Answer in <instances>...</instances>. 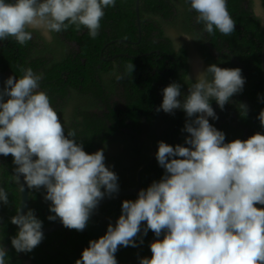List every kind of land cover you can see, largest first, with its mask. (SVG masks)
<instances>
[{
    "label": "clouds",
    "instance_id": "9594fccd",
    "mask_svg": "<svg viewBox=\"0 0 264 264\" xmlns=\"http://www.w3.org/2000/svg\"><path fill=\"white\" fill-rule=\"evenodd\" d=\"M188 2L209 35L218 30L228 36L236 30L227 0ZM115 4L116 0H0V41L11 37L25 45L32 39L29 29L51 40V33L73 26L76 31L87 29L95 39L104 9ZM176 37L173 34L181 48ZM134 68L127 64L126 74L132 76ZM20 72L0 88V155L12 156V181L22 192L25 185L29 190L45 189L44 200L51 202L49 211L54 213L49 221L59 219L65 228L82 232L100 202L119 192L118 176L106 166L103 148L88 153L75 139L74 129L65 133L48 94L39 90L43 74L23 66ZM124 78L116 76L118 81ZM245 82L240 68L211 64L197 73L183 99L180 83L162 90L156 111L173 114L180 109L186 114L187 146L158 142L155 157L164 175L141 189L135 200H123L115 225L109 223L103 236L90 240L75 264H118L119 248L137 247V238L149 231L157 239L149 245L151 257L140 258L139 264H264V134L225 142V133L209 122L219 119L211 102L223 110ZM239 109L246 117L247 105L240 103ZM258 120L264 127V109ZM0 203L9 204L3 187ZM10 221L18 226L11 238L16 252H32L43 241V222L33 209L24 213L18 208ZM7 256L0 243V264H7Z\"/></svg>",
    "mask_w": 264,
    "mask_h": 264
},
{
    "label": "trees",
    "instance_id": "16d2710c",
    "mask_svg": "<svg viewBox=\"0 0 264 264\" xmlns=\"http://www.w3.org/2000/svg\"><path fill=\"white\" fill-rule=\"evenodd\" d=\"M262 1L264 4V0ZM135 4L136 0H116L115 7L105 8L99 34L95 39L88 35L85 28L76 31L73 26L60 32L65 33L68 40L76 42L80 47V52L71 54L64 63L62 62L58 67L43 74L40 91L48 94L51 104L58 105L57 101L66 98L69 91L74 94L84 92L89 87L88 85L96 84L95 76L98 74L102 76L103 73H111L117 69L122 72L125 78H135L134 94L131 95L127 91V98L130 96L131 106L135 108V111H142L145 110V101H150V108L146 110L148 112L144 113L148 115L149 120H153L156 117L154 109L159 107V102L153 92L152 84L167 79L165 82L168 85L171 82H177L183 88L186 86L184 80L186 79L187 52L183 49L179 53L173 40L164 37V26H167L170 29H179L178 31L181 30L191 36L195 43L204 49H202V55L207 60L208 66L216 64L222 68L238 67L242 70L246 81L243 91L234 95L223 110L214 100L211 102L212 107L216 112L223 111L225 115L232 118L231 123L246 129L247 138L257 132L264 134V127H261L258 120L260 111L264 109V81L262 77L264 21L253 12L252 0H227L228 11L236 22V30L228 36L222 35L218 30L214 35L205 32L204 25L196 22L197 13L194 10H189L188 0H141L139 4L141 40ZM143 8L148 10L147 13H150L149 19H144L143 16L147 13H144ZM126 16L127 18H125ZM31 48L30 41L25 45L19 44L11 37L0 41V71L19 78L22 75L20 66H23L24 68L31 67L37 73L38 68L43 64H36L32 60ZM117 55H119L115 61L117 66H114L111 61L107 63V60ZM129 63H133L135 66L132 76L126 74V65ZM145 78L151 80V83H148L151 88L143 93L138 88ZM3 86L0 84V88ZM240 103H244L248 107L246 117H242L240 114ZM129 110L130 107L127 112ZM110 111L112 115H115L112 109ZM107 118L112 125L119 122L118 118ZM131 119L136 118L132 117ZM172 119H176V116L174 115ZM127 120L128 117L123 118L119 124L128 126ZM185 122L181 126H177L175 122L170 125L168 141L173 130L177 141V135L184 132ZM86 126L90 130L91 127L97 126V123H87ZM85 132H76L77 142L85 141L83 138ZM183 134L185 141L188 134L186 132ZM83 146L86 152L93 153L101 145ZM150 160L151 162H149ZM143 166H146L141 172L143 189L150 186L153 181H159L164 175V169L158 165L155 157H148L146 160L136 163L131 169L134 179H127L119 184V191L137 185L136 174ZM14 168L12 156L5 157L4 165L0 166V187H3L8 193L9 204L0 203V243H3L8 251L7 264H75V261L81 258L82 251L89 246L90 240L103 236L109 223L115 225L121 215L122 201L137 198L128 196L110 201L91 216L84 231L78 232L64 227L44 236L43 241L32 252L18 253L11 244V238L17 234L18 229L11 223L10 218L20 208L21 200L20 188L12 181ZM44 195L45 189H32L28 203V207L33 209L37 218L43 222L42 228L59 222V219L48 220V216L54 215V213L49 211L51 202L45 201ZM257 207L262 206L257 205ZM141 238L144 241L143 244L139 243ZM153 241L151 231L146 236L141 233L136 241L137 247L119 248L116 253L118 264H139L140 258H150L152 253L149 245Z\"/></svg>",
    "mask_w": 264,
    "mask_h": 264
},
{
    "label": "flooded vegetation",
    "instance_id": "af4514ba",
    "mask_svg": "<svg viewBox=\"0 0 264 264\" xmlns=\"http://www.w3.org/2000/svg\"><path fill=\"white\" fill-rule=\"evenodd\" d=\"M140 1L141 0H139V4ZM143 9L144 13L146 11L148 12L145 8ZM143 17L144 19H149L150 13L144 14ZM125 18H127V16ZM170 30L174 29L164 26V37L172 39L169 36ZM178 30L174 31L181 34L183 37L189 36L181 30ZM29 31H32V39L30 40L32 48L30 50V56L36 64H43V66L38 68L39 70L37 71V74H44L45 72L58 67L62 62L64 63L68 60L71 54H78L80 52L79 45L74 41L68 40L65 33L53 32L51 33V40H48L45 39L39 31H33L31 29H29ZM191 41L201 55L205 69L208 66V62L202 55L203 48L201 49L200 46L195 43L194 39ZM175 48L179 53L183 49L187 52L186 79L184 80L186 86L184 88L181 87V99H183L188 93V86H190L191 82H194L195 79L191 77L192 62L188 47L181 46L180 48L179 46H175ZM118 56L119 55L107 60V63L108 61H111L114 63V66H117L115 61ZM117 75L123 74L117 69L111 73H103L102 76L98 74L95 76L96 84L88 85L89 87L80 94H74L72 91H69L66 98L57 101L58 105L51 104V106L58 113L65 131L70 129H74L77 133L86 131L83 136L85 139V141L82 142L83 145H101L97 147L96 151L101 148L104 149L106 166L117 174L118 184H122V182L127 179H134V174L131 172V169L137 162L144 161L151 156L155 157L158 149V142L164 141L170 145L181 144L187 146L183 140L184 132L177 135L176 141L173 130L171 132L170 140L168 141V130L170 125L175 122L177 126H181V124L186 121V114L180 109L175 110L173 114L165 113L162 110L157 112L156 109L159 107H156L154 109L156 117L153 120H149L148 115H145L144 112H148L146 110L150 108V101H145V110L135 111V108L131 106V101L129 99L130 96L127 98V91L130 92L131 95L134 94V88L136 86L135 78L129 77L118 81L116 79ZM188 77H190L192 81H190ZM165 81H167V79H162L160 82L152 84L154 89L153 92L157 97L159 106L163 100L162 90L168 86ZM149 82L151 83V80L145 78L138 88L139 91L144 93V91L149 90L151 88L148 86ZM128 107H130L129 112H127ZM110 109L115 112V115H112ZM216 114L219 119L212 120L209 118V122L218 130L225 133V142H231L235 139L246 140V129H243L238 124L231 123L232 118L225 115L223 111L216 112ZM174 115L176 116V119H172ZM107 117L118 118L119 122L123 118L128 117V120L126 121L128 126H121L119 122L112 125L109 123L110 121ZM132 117L136 119L132 120ZM87 123H97V126L91 127L90 130H88L86 126ZM0 161V166L2 164L4 165L5 157L0 155ZM149 162H151V160ZM145 168L146 166H143L137 171V185H133L131 188H137L140 186L141 172ZM139 173L140 180L138 179Z\"/></svg>",
    "mask_w": 264,
    "mask_h": 264
},
{
    "label": "water",
    "instance_id": "95a60500",
    "mask_svg": "<svg viewBox=\"0 0 264 264\" xmlns=\"http://www.w3.org/2000/svg\"><path fill=\"white\" fill-rule=\"evenodd\" d=\"M138 4H139V0H136V4H135V9H136V13H137V17H138V25H139V34H140V40H141V21H140V10L138 9ZM118 42V41H117ZM122 42H127V41H122ZM130 43V42H128ZM9 76H12L9 73H4L0 71V84L4 85V81L7 80V78ZM262 77H263V81H264V44H263V49H262ZM138 179L140 180V173L138 175ZM21 182L23 183V177H21ZM143 189L141 184L139 187L137 188H130V189H126L123 191H119L116 194H113L112 197H105L99 204V206L94 210L93 214L97 213L103 205H105L106 203L113 201L115 199H120L123 197H128V196H138V192ZM21 191V190H20ZM30 200V190L27 188V186L25 185V190L22 192L21 191V200H20V206L22 212L26 213L27 210L29 209L28 207V203ZM16 226V225H15ZM16 228L18 229V226H16ZM64 228L63 224L59 221L51 226L48 227H44L42 228L43 234L44 236L49 235L51 233H54L60 229ZM153 235V240L157 239V237H155V235L152 233Z\"/></svg>",
    "mask_w": 264,
    "mask_h": 264
},
{
    "label": "rangeland",
    "instance_id": "374dc122",
    "mask_svg": "<svg viewBox=\"0 0 264 264\" xmlns=\"http://www.w3.org/2000/svg\"><path fill=\"white\" fill-rule=\"evenodd\" d=\"M252 9L254 10V13L256 14L257 17L261 18L264 21V8H263V1L262 0H252ZM173 34H175L177 42L181 46H186L189 49L190 53V58L192 62V72H191V77L193 79L196 78V75L198 72L204 70V65L202 63V58L195 46L193 45L191 40L186 39L185 37L181 36V34L177 33L174 30L169 31V36L173 39ZM174 41V39H173ZM175 43V41H174ZM176 46H178L175 43Z\"/></svg>",
    "mask_w": 264,
    "mask_h": 264
}]
</instances>
